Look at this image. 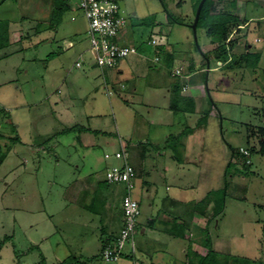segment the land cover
Returning <instances> with one entry per match:
<instances>
[{
	"label": "rangeland",
	"instance_id": "374dc122",
	"mask_svg": "<svg viewBox=\"0 0 264 264\" xmlns=\"http://www.w3.org/2000/svg\"><path fill=\"white\" fill-rule=\"evenodd\" d=\"M117 2L137 47L153 55L155 45L149 41L155 37L165 50L160 63L166 50L172 53L168 71L160 72L162 89L171 86L176 95L185 84L194 99L193 85L203 89L206 107L194 113V99L186 102L175 124L181 132L169 138L176 150L168 151L199 163L201 171L192 172V182L205 184L213 197L224 196L223 209L208 226L195 228L197 242L204 241L206 231L214 252L264 262V155L256 151L257 128L264 126V0L215 2L216 9L229 11L234 2L243 19L224 43L225 60L216 57L217 44L203 27L194 33L195 0ZM48 6L46 0L0 3V20L11 22L7 30L15 40L0 49V264H18L19 257L20 264H63L68 257L67 264H132L125 256L132 252L129 242L115 262L102 260L98 250L102 229L104 236L113 230L117 235L123 225L125 186L107 182L105 168L121 163L114 152L129 143L136 124L155 106L139 103L142 90L137 98L107 95L100 69L88 68L93 57L84 15L73 7L52 28ZM247 51L261 53L257 66L238 61ZM177 68L181 76L170 71ZM160 96L151 100L156 104ZM177 96L175 101H181ZM53 99L68 111L54 107ZM67 124L87 129L55 134ZM78 136L88 149L75 144ZM240 148L249 154L247 167ZM95 173L100 180L88 191L90 201L75 197L84 177ZM133 195L141 200L138 184ZM146 200L140 202L138 222L152 211Z\"/></svg>",
	"mask_w": 264,
	"mask_h": 264
},
{
	"label": "crops",
	"instance_id": "0c3cea01",
	"mask_svg": "<svg viewBox=\"0 0 264 264\" xmlns=\"http://www.w3.org/2000/svg\"><path fill=\"white\" fill-rule=\"evenodd\" d=\"M46 1L49 3L48 9L45 8L48 13L52 11L53 0ZM114 1L117 2V0ZM77 3L78 0L75 3L67 0V9L63 15L68 10H72L73 7L78 8ZM122 12L123 10L121 9ZM70 18L75 20L74 15H71ZM10 24L11 22H9V27ZM130 36L127 25H125L121 29L117 41L121 45L134 46L136 48L135 53L121 59L113 68H101L95 64L93 59L91 65L88 66V68L91 67L93 70L100 69L107 95L110 96L114 93L122 95L124 93L123 95L125 97L127 96L126 94L133 97L136 94L135 97L137 98V93L142 90L141 97L137 99L139 103L144 104L147 108L152 105L155 106L152 109L149 108L147 111L149 115L147 119L141 118L140 125L139 123L136 124L133 135L130 136L129 143H124L127 145H125L124 150L128 155V160L137 174L135 187L136 184L139 185L141 200L147 199L148 207L152 209L149 216H146L144 220L138 222L136 248L132 252L127 251L125 256L132 257V264H188V257L192 256V254L198 253L204 255L206 253L207 248L204 242L202 240L197 242L195 238V228H205L208 226V221L209 219L211 220L214 213L213 198L209 200L205 199L210 189L208 190L205 184L200 183L196 185L191 180L192 172H197V170L201 171L200 164L189 158H184V160L177 158V155L172 153L176 148L169 142L170 137L178 136L181 132L179 128L175 129V124L181 122V114L185 109V104L193 97L188 93L189 88L185 84L181 85V91L176 95L170 88L171 86L162 89V84L159 83L162 79L160 72L163 71L161 69L168 71V63L173 60L172 53L169 50H166V61L160 63V54L165 52V50L157 46L160 45L159 41L158 44H154V53L152 55L148 49L137 47L131 41L132 39L129 38ZM13 41L15 40L11 38L10 33V42ZM68 45L70 47L73 46L71 41L68 42ZM80 66L81 64L77 67ZM209 70L210 66L207 61V71ZM211 70L216 71L213 67ZM170 71L173 74L174 70L171 69ZM195 72V70L189 72L186 75L187 78L194 75ZM90 73L93 74V72ZM127 83H130V87L127 86ZM193 86V89H196L198 95L195 96V99H197L195 100L193 98L194 100L191 103L193 105L192 107H195L193 108L194 113H197L201 108H205L206 104L204 102L201 85L196 83ZM73 92H75V88H73ZM159 95H161L160 101L155 104L151 98H157ZM174 96L181 98V101L176 102ZM123 99L125 103L128 102L127 99ZM59 103L62 102L56 99L51 100V104L54 107L62 110L65 105H58ZM65 111H68V109L64 108L62 113ZM66 114L69 115V113ZM71 121L74 120H69L68 123H73ZM71 126L73 124H67L66 127ZM78 127L85 128L84 124ZM81 130L80 128L79 131ZM72 132L61 135H69ZM77 139L78 143L75 144H80L83 148H89V145L79 142L81 140L80 136ZM190 145V142L189 145L188 142L184 144L188 148ZM127 147L129 148V152ZM90 150L93 151L92 149ZM168 151L172 152L170 153ZM173 162H176V164H173ZM99 180L100 178L96 173L93 176L84 177L78 191H75V197L82 199V201L84 199L90 201L88 191H94V186H96ZM141 200H137L139 205ZM202 204L204 205L202 206ZM117 231L113 230L109 235L116 236ZM102 232L104 234H101L100 239L106 234V231L103 229ZM32 247L34 249L36 245ZM100 248L101 240L98 249L99 252ZM19 255L21 256V254ZM68 258L69 260L66 259L63 264L70 262L71 257ZM87 258L92 259L95 256L89 255ZM15 261L20 264V257L18 261Z\"/></svg>",
	"mask_w": 264,
	"mask_h": 264
},
{
	"label": "built area",
	"instance_id": "2783aa9c",
	"mask_svg": "<svg viewBox=\"0 0 264 264\" xmlns=\"http://www.w3.org/2000/svg\"><path fill=\"white\" fill-rule=\"evenodd\" d=\"M77 6L87 20V34L89 49L95 64L101 68H113L126 56L135 53L136 48L131 45H121L118 35L126 25V18L121 13L120 5L114 0H78ZM158 44L156 38L149 41ZM77 66L80 63H76ZM173 74L181 76V69L177 68ZM110 93V92H109ZM244 155L248 152L242 148ZM110 154L105 153L104 158ZM114 157L121 163L105 170V179L111 183H122L125 194L122 199L123 225L116 237L106 243L101 249V258L107 262L118 261L123 255L127 242L132 251L135 248L134 234L138 229L139 203L133 195L135 188L136 171L128 160L124 148L114 152Z\"/></svg>",
	"mask_w": 264,
	"mask_h": 264
},
{
	"label": "trees",
	"instance_id": "16d2710c",
	"mask_svg": "<svg viewBox=\"0 0 264 264\" xmlns=\"http://www.w3.org/2000/svg\"><path fill=\"white\" fill-rule=\"evenodd\" d=\"M1 1L2 0H0V3ZM199 1L200 0H195V5H194L195 9ZM221 1L222 0L204 1L199 13L196 28L203 27L206 30L207 34L211 37V42L213 44L214 43L217 44L216 49L213 50L216 57L225 60L226 59L225 56L227 55V53L225 52L226 50L224 48V43L227 41L230 31L233 29V27L238 26L240 22L243 21V19L239 20L238 15L235 13L234 2L230 3L232 11L223 10L220 8L216 9L215 2H221ZM66 9H67V0H53V8L49 18V22H51L50 24L52 28H55V26H57L58 23L61 21L63 13L65 12ZM8 26H9V21L0 20V49L6 47L10 43V33L7 30ZM260 57H261V53L258 51H253V52L247 51L242 55H240L238 61L241 63L243 62L245 65H250L255 67L258 64ZM263 75H264V70H263ZM80 128L82 129V127L73 125L71 127L63 128L62 131H59L55 134H59V133L65 134L75 130H79ZM257 130L259 133V148L256 151L264 155V126L257 128ZM13 139H15L16 142L18 138H13ZM248 155L244 156L243 164L246 167L248 166V163H246V160L249 159ZM210 198H213L214 200V213L212 218H215L216 214L223 209L222 206L224 202V196L219 198L213 197L211 195V192H209L206 195L205 199L209 200ZM205 235L206 236L203 242L205 247L207 248L206 253L204 255H200L198 253L192 254V256L188 257V264H264V262L252 260L247 257L216 253L211 249V242L209 240V237H207L206 231H205ZM115 237L116 236L114 235H108L105 237L102 236L101 249L106 243L113 240Z\"/></svg>",
	"mask_w": 264,
	"mask_h": 264
},
{
	"label": "water",
	"instance_id": "95a60500",
	"mask_svg": "<svg viewBox=\"0 0 264 264\" xmlns=\"http://www.w3.org/2000/svg\"><path fill=\"white\" fill-rule=\"evenodd\" d=\"M204 1H205V0H200L199 3H198V5H197V7H196V10H195L194 20H193V22H192V24H191V27H192L194 33H195V31H196V25H197V21H198L199 13H200V10H201V7H202Z\"/></svg>",
	"mask_w": 264,
	"mask_h": 264
}]
</instances>
